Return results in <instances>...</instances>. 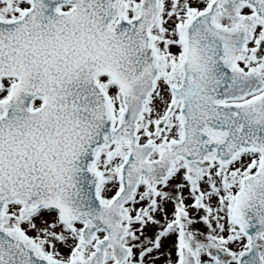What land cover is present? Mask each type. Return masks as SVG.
<instances>
[{
  "label": "snow or ice",
  "instance_id": "1",
  "mask_svg": "<svg viewBox=\"0 0 264 264\" xmlns=\"http://www.w3.org/2000/svg\"><path fill=\"white\" fill-rule=\"evenodd\" d=\"M0 264H264V0H0Z\"/></svg>",
  "mask_w": 264,
  "mask_h": 264
}]
</instances>
